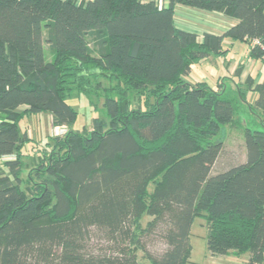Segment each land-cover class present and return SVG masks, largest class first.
<instances>
[{
    "label": "trees",
    "instance_id": "1",
    "mask_svg": "<svg viewBox=\"0 0 264 264\" xmlns=\"http://www.w3.org/2000/svg\"><path fill=\"white\" fill-rule=\"evenodd\" d=\"M167 2L0 0V264H196L197 217L210 257L264 264V129L244 128L245 160L213 172L243 94L185 81L225 38L264 60V0ZM176 5L236 23L199 38ZM252 90L264 112V81ZM81 95L104 116L77 130ZM39 113L67 131L23 153L19 122Z\"/></svg>",
    "mask_w": 264,
    "mask_h": 264
},
{
    "label": "rangeland",
    "instance_id": "2",
    "mask_svg": "<svg viewBox=\"0 0 264 264\" xmlns=\"http://www.w3.org/2000/svg\"><path fill=\"white\" fill-rule=\"evenodd\" d=\"M91 38L92 35L89 36V42L92 41ZM231 55L235 57L238 56L237 60H240L239 62H241V60L245 61L246 59L244 58V55H239V53L234 54L232 52ZM46 59H50V56L47 53ZM254 61L255 64L252 66L251 75L255 80H258V77L263 75L262 80H264V60ZM197 67L199 66H194L193 70L185 76V81L189 84H194L199 80H204L205 82L207 81L210 83V80H213V76H215L216 67L210 64H206L202 66V68ZM223 78H219L220 82H225V84L229 87L228 89L236 94L238 91V89H235L236 86H232L230 83L226 82V79L229 81L230 77L223 76ZM231 80L234 81L235 79L231 78ZM240 88L243 94L242 97L244 99V103L241 101L237 102L236 120L230 125L223 126L219 132L218 139L221 141L223 149L217 162L213 166V172H218L228 166H231L232 164H237L245 160V148L243 144L244 128L247 127L254 130L264 129V127L260 124L261 121H258L260 118H264V112L254 110V113H251L247 108L248 104H253L257 97V93L248 88L245 83ZM90 101L93 104H91ZM67 102L77 112V117L74 122V128L77 130L82 127L90 128L92 125V119L95 116H104V111L101 109L103 98L94 97L90 99L81 95L79 97L75 96L69 98ZM19 129L21 132H24L27 129L31 131L33 141L29 142L23 149V153L28 154H32L33 146L37 145V148L40 149L42 146H45L47 142L50 143V137L52 134H56L51 126L50 115L48 113L33 114L23 118L19 122ZM146 221H148V218L144 217L142 220L143 224H145ZM190 243L193 249L191 260L196 264H228L230 262L234 264H242L243 261L247 259V254L233 257L231 259H225V257H222V260L218 258H211L207 254L206 228L204 218L202 217L195 218L193 222Z\"/></svg>",
    "mask_w": 264,
    "mask_h": 264
},
{
    "label": "crops",
    "instance_id": "3",
    "mask_svg": "<svg viewBox=\"0 0 264 264\" xmlns=\"http://www.w3.org/2000/svg\"><path fill=\"white\" fill-rule=\"evenodd\" d=\"M80 1L81 0H77V2ZM150 1H156L157 3L163 5H167L168 3L167 0H141V2H145V3ZM173 21L178 29L195 33L199 36V38H201V36L204 33H209L217 36L222 35L224 32L228 30V28H230L236 23V20L224 16L223 14L217 12L201 11L181 5L175 6L173 13ZM223 46L229 47V51L225 55L209 57L206 61L197 65L199 66L197 68H202V66L206 64L214 65L216 67L215 76H213V80H210V83L207 81L205 82L204 80L203 82H205L209 87L213 88L216 87L219 78H223V76H227L230 77L229 81H227L226 79L227 83H230L232 86L237 85L238 87H242V85H244V83L246 84L247 83L246 81L249 78H251L253 80V85H252V89H253L256 83H261L264 81L262 80L263 75L260 77L257 76L258 80H255L251 75L252 66L255 64L254 60H259V59H249L248 57L249 51L245 42L232 41L229 38H225L223 40ZM232 52L234 54L239 53V55H244V58H246L245 61L241 60V62H239L240 60H237L238 56L235 57L231 55ZM193 68L194 66L192 67L191 71L193 70ZM237 70L240 71L238 74H237ZM231 78H234L236 81L231 80ZM235 89L237 88L235 87ZM262 119L264 120V118ZM27 134L28 137L32 138V134L29 129H27ZM1 162L2 159H0V163ZM233 257L235 256H228L225 257V259H231ZM218 259L222 260L221 258ZM245 261L246 260H244L242 264H245ZM228 264H234V263L230 262Z\"/></svg>",
    "mask_w": 264,
    "mask_h": 264
},
{
    "label": "built area",
    "instance_id": "4",
    "mask_svg": "<svg viewBox=\"0 0 264 264\" xmlns=\"http://www.w3.org/2000/svg\"><path fill=\"white\" fill-rule=\"evenodd\" d=\"M53 130L56 132V134L54 133V135H64L67 131L65 127H57V128H53Z\"/></svg>",
    "mask_w": 264,
    "mask_h": 264
}]
</instances>
